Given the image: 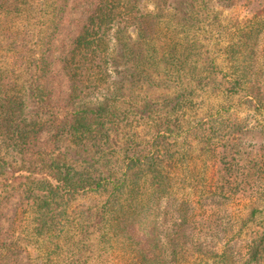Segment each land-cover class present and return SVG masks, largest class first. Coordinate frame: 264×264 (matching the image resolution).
Listing matches in <instances>:
<instances>
[{
    "label": "trees",
    "instance_id": "obj_1",
    "mask_svg": "<svg viewBox=\"0 0 264 264\" xmlns=\"http://www.w3.org/2000/svg\"><path fill=\"white\" fill-rule=\"evenodd\" d=\"M263 115L264 0H0V264H264Z\"/></svg>",
    "mask_w": 264,
    "mask_h": 264
},
{
    "label": "rangeland",
    "instance_id": "obj_2",
    "mask_svg": "<svg viewBox=\"0 0 264 264\" xmlns=\"http://www.w3.org/2000/svg\"><path fill=\"white\" fill-rule=\"evenodd\" d=\"M149 8H152L151 4H147ZM85 6H87L85 4ZM218 10L220 11V17L221 19L229 24H234L235 22L238 21H243L247 18V14L245 12V9L239 5L230 7V8H218ZM85 14V10L84 7H80L78 8V10L75 12L73 18H71V21H73L74 19H78L81 16H84ZM71 30L74 29V25L70 26ZM208 100L214 101V98L211 97ZM242 108V107H240ZM238 113L239 117H245L247 115V112L245 109H239L236 111ZM250 123H248L249 127H251L255 121L254 118L252 117H248L247 118ZM261 123L264 124V115L261 117ZM210 173V168L207 170V174ZM82 203H87V205L89 204H93V202L91 200H78L76 202L77 205L79 206H83ZM254 205L253 201L251 199L248 198H239L236 199L234 201H232L229 204V207L232 211L237 212L239 217H246V215H248L250 208ZM18 213H20V210H18ZM108 263L107 264H127V258L126 256L121 253V252H116L113 255H109L107 258Z\"/></svg>",
    "mask_w": 264,
    "mask_h": 264
}]
</instances>
